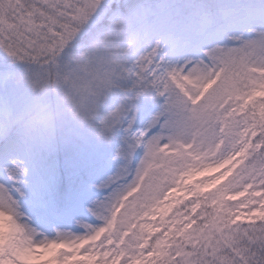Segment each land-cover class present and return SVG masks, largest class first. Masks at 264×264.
Returning <instances> with one entry per match:
<instances>
[{
  "label": "snow or ice",
  "instance_id": "6c2138e0",
  "mask_svg": "<svg viewBox=\"0 0 264 264\" xmlns=\"http://www.w3.org/2000/svg\"><path fill=\"white\" fill-rule=\"evenodd\" d=\"M0 264H264V0H0Z\"/></svg>",
  "mask_w": 264,
  "mask_h": 264
}]
</instances>
